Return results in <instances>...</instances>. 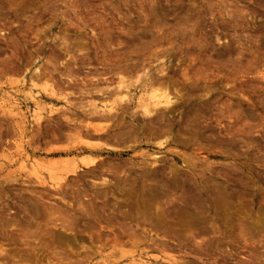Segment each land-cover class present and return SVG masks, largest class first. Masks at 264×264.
I'll return each instance as SVG.
<instances>
[{
    "label": "rangeland",
    "instance_id": "374dc122",
    "mask_svg": "<svg viewBox=\"0 0 264 264\" xmlns=\"http://www.w3.org/2000/svg\"><path fill=\"white\" fill-rule=\"evenodd\" d=\"M0 264H264V0H0Z\"/></svg>",
    "mask_w": 264,
    "mask_h": 264
},
{
    "label": "bare ground",
    "instance_id": "6f19581e",
    "mask_svg": "<svg viewBox=\"0 0 264 264\" xmlns=\"http://www.w3.org/2000/svg\"><path fill=\"white\" fill-rule=\"evenodd\" d=\"M157 80H159V79H157ZM161 81V80H160ZM157 84V83H156ZM161 84V83H160ZM165 84V83H164ZM162 89V85H161V88L159 89V90H161ZM158 90V91H159ZM166 91H167V88H166ZM153 95V100H152V102H153V105H155V106H161V107H163V105H169V104H171L172 102H171V98H170V96L167 94V92H165V93H163L162 95H160V96H157L156 94H152ZM121 98H123V97H121ZM152 98V97H151ZM118 101H120V99L118 100ZM122 101V100H121ZM175 102V101H174ZM121 103V102H120ZM119 103V104H120ZM152 105V106H153ZM171 106V105H170ZM164 107H167V106H164ZM142 108V107H141ZM155 108V107H154ZM118 109V108H117ZM153 109V108H152ZM116 110V109H115ZM144 112L145 113H147V114H150V111L145 107L144 109ZM144 115H146V114H144ZM148 116V115H147ZM154 156V155H153ZM156 157V156H155ZM82 163L85 165V166H92V165H94V163H95V160L92 158V157H90V156H86V157H83L82 158Z\"/></svg>",
    "mask_w": 264,
    "mask_h": 264
}]
</instances>
